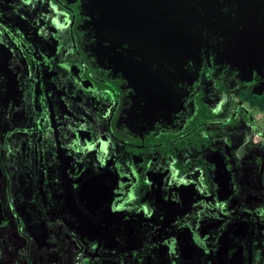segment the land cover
<instances>
[{"label": "flooded vegetation", "instance_id": "flooded-vegetation-1", "mask_svg": "<svg viewBox=\"0 0 264 264\" xmlns=\"http://www.w3.org/2000/svg\"><path fill=\"white\" fill-rule=\"evenodd\" d=\"M244 85L264 0H0V264H264Z\"/></svg>", "mask_w": 264, "mask_h": 264}, {"label": "rangeland", "instance_id": "rangeland-1", "mask_svg": "<svg viewBox=\"0 0 264 264\" xmlns=\"http://www.w3.org/2000/svg\"><path fill=\"white\" fill-rule=\"evenodd\" d=\"M239 83V82H237ZM235 82V84H237ZM242 84V83H239ZM249 85V84H246ZM233 85H231L232 87ZM240 87V86H238ZM242 87V86H241ZM235 90H236V94H235ZM235 90L233 89H228L227 91H230L228 96L229 99L231 100L230 103L235 104L237 103V100H235V96L236 98H238V100L242 103H244L245 105L249 106L250 108H254V110H257L258 112H263L264 113V97L260 96V97H256V99H254V90L251 89V87L247 86L242 87L240 89H237L235 87ZM261 95V94H259ZM258 95V96H259ZM229 110H231V108H229ZM259 125L264 127V119L262 120V124L259 123ZM246 127V126H245ZM232 129V126H228V130ZM232 132V131H231ZM202 245V242H199Z\"/></svg>", "mask_w": 264, "mask_h": 264}, {"label": "water", "instance_id": "water-1", "mask_svg": "<svg viewBox=\"0 0 264 264\" xmlns=\"http://www.w3.org/2000/svg\"><path fill=\"white\" fill-rule=\"evenodd\" d=\"M89 213H92L91 211H89Z\"/></svg>", "mask_w": 264, "mask_h": 264}]
</instances>
